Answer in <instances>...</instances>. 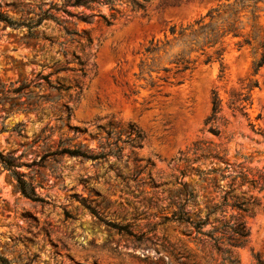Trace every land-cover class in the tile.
<instances>
[{
	"label": "rangeland",
	"instance_id": "1",
	"mask_svg": "<svg viewBox=\"0 0 264 264\" xmlns=\"http://www.w3.org/2000/svg\"><path fill=\"white\" fill-rule=\"evenodd\" d=\"M64 2L0 0V12L16 21L37 18L41 10L57 5L60 10L53 13L59 21L45 20L33 31L41 38L66 42L65 29L83 35L67 43L64 57L57 44L29 38L26 28L0 22V89L17 87L24 80L37 83V75L52 72L56 61L76 68V74L63 72L53 76L52 83L78 86L54 105L63 108L68 102L69 122L50 103L35 112L11 107L10 101L0 104V151L20 159L24 166L19 172L46 201L24 197L0 164V254L11 264H219L221 257L208 239L184 224L164 222L177 209L180 183H187L197 195L196 205L188 207L192 216L202 210L204 217L207 200L218 201L221 192L202 183L194 170L213 169L218 175L209 174L208 180H218L222 193L233 190L232 196L252 197L261 204L241 219L250 229L248 245L230 248L224 242L223 247L239 264H257L256 257L264 264V191L251 184L264 175V66L257 73L253 66L262 53L264 12L256 22L248 20L240 37L225 39L222 66L215 55L205 64V57L194 53L191 59L196 62L186 73L161 71L149 77L146 70L151 65L174 69L168 56L152 63L144 54L149 43L165 40L174 25L185 26L206 15L219 0H150L146 12H133L127 0H119L122 14L110 27L98 16L90 23L76 18L98 13L110 18L114 13L107 6L90 11L63 7ZM87 36L91 46L84 44ZM245 39L250 45L243 44ZM79 59L85 62V78L77 73ZM255 82L245 117L230 100L246 94ZM213 92L222 100V110L207 123ZM109 125L118 131L135 126L144 136L141 148L124 145L119 159L108 156L100 161L54 154L59 142L67 139L72 148L82 144L94 154L102 148L107 151ZM211 126L218 136L209 131ZM196 145L211 153L194 154ZM148 160L153 167L139 177L141 181L122 182ZM238 215L227 207L218 219L233 223L232 217ZM111 224L129 225L143 239L137 241Z\"/></svg>",
	"mask_w": 264,
	"mask_h": 264
},
{
	"label": "trees",
	"instance_id": "2",
	"mask_svg": "<svg viewBox=\"0 0 264 264\" xmlns=\"http://www.w3.org/2000/svg\"><path fill=\"white\" fill-rule=\"evenodd\" d=\"M130 4L131 11L133 12H146L150 0H127ZM264 0H219V4L209 10L206 15L196 19L190 24L185 26H172L170 27L168 33L165 35V40L163 41H151L149 45L145 48L144 54L151 57L152 63L155 61H160L161 55L165 57L168 56L169 64L174 66V69L167 67L159 68L158 66L151 65L147 68L146 73L151 77L152 73H170L174 71V75L184 74L191 69L196 61L191 59V55L194 53H200L201 57H205L204 63L210 64L213 60V55L216 56V61H223V55L225 48V39L228 37L238 38L241 36V31L244 30L248 20L253 23L259 20L260 12H264ZM101 6H107L111 12L114 13L110 18L105 15L98 13L97 15H81L76 14V18L84 23H90V20L94 16H98L102 19L105 26L110 27L113 24V20L120 15L121 10L118 9L119 0H65L63 7H76L84 8L90 11H94L96 8ZM60 8L57 5H51L49 9L45 11H40V13L35 15L37 18H30L24 21H16L9 16L0 12V22L7 26L15 29L26 28L28 30V37L32 39H43L49 44H57L60 47V54L64 57L67 56L65 51V46L68 42L74 41L75 37L82 38L83 35L77 31H70L65 29L66 37L69 39L66 42L57 43L51 38L40 37L39 34H34V30L38 29L45 20L59 21L53 12H58ZM70 16L69 12L65 10ZM247 19V20H245ZM251 40L245 39L243 44L250 45ZM85 46H91L92 39L87 36L85 39ZM237 46L240 48L242 43H238ZM259 49H262L260 58L254 63V73L264 66V43H260ZM176 50H178L176 52ZM213 50V53L209 52ZM68 64V62H66ZM79 69L77 73L80 77L85 78L87 72L85 71V62L79 59ZM146 65L145 62L141 63V68ZM54 70L47 75L39 73L37 75V83L35 81L27 82L22 81L20 85L14 87L11 85L8 89L2 86L0 89V104L2 102L10 101L13 105H18L23 107L24 112H35L43 104H51V108L57 110L58 112L65 114L62 115V119L70 121L71 119V108L68 106V102L65 103L63 108H58L56 105L59 101L63 99V94H67L72 90H76L78 86H64L52 83L51 78L53 76H58L63 72H71L76 74V68H68L61 61H56L53 63ZM223 67L221 73L223 72ZM151 80V79H150ZM166 82V78H159ZM42 81V82H41ZM44 83V84H43ZM150 85L153 87L154 84L150 81ZM258 84L255 82L250 85V88L246 94H239L238 96H232L230 104L235 106L234 109L240 111L243 116L247 117L246 107L252 105L250 92ZM43 90L44 93L39 95L35 91ZM77 96L81 93L79 88ZM52 93H56V96H52ZM239 97V98H236ZM25 99V100H23ZM72 97L69 98L71 100ZM20 100V102H15ZM15 103V104H13ZM21 110V108H19ZM222 110V100L220 99L218 93L213 92L212 96V115L208 119L207 123L215 121L217 114ZM76 130V134L79 131ZM4 131V130H2ZM212 134L218 136L219 131L211 126L209 130ZM125 136V140L122 139ZM144 140L143 134L133 125H129L126 129L117 130V127L109 125V129L106 131L105 146L102 148L100 153L94 154L92 149L85 148L82 144H76L75 148L70 146L71 139L61 140L58 144V149L54 153L55 155H68L70 157L80 158L82 160L100 161L106 160L108 156H113L119 159L121 156V151L124 145H129L133 149L141 148L142 142ZM122 144V146H120ZM201 152V156L205 153H211L209 148L203 149L199 145H196L195 153ZM19 158L14 156H4L0 151V164L4 170L8 171L11 177L16 183L18 191L26 198L40 203H46L45 199L39 196L36 192L35 186L26 180V175L20 173L19 170L24 166V164L19 162ZM140 162L142 160H136ZM196 161V160H195ZM153 164L150 160L143 166H137L133 177L131 178H121L122 182L127 184L132 182H138L139 177L149 168H152ZM194 172L198 175L202 183H207L212 185L215 190L221 192V196L218 201L207 200L206 212L204 217H201L203 213L202 210L195 213L192 216V211L188 210L189 206L196 205L197 195L194 193V189L190 187L187 183H180L182 186V192L178 195L177 209L172 212L170 218H165L164 222H174L178 224H184L192 228L198 235H201L208 239L215 248L218 255L221 257L219 264H239L238 259L232 254L231 250L224 248V242L230 248H244L249 243L250 229L247 227L246 222L241 220L244 216H251L254 209L259 207L261 204L257 199L250 197L248 200L238 199L232 196L233 190L226 191L222 193V189L218 184V180L211 178L208 180L209 174L218 175V172L210 170H200L196 169ZM209 182H208V181ZM253 188L259 187V192L264 191V175H258L255 179L251 181ZM231 188V187H230ZM183 197V198H182ZM230 207L233 210L239 212L238 217H232L233 223L222 222L218 219V215H223L225 208ZM93 213L94 210H92ZM211 218H214V222H211ZM219 222L217 227L213 224ZM114 229H117L120 233H125L128 236L135 238L137 241H141L144 235L135 234L129 225L121 226L117 224H111ZM211 226L210 229L207 227ZM257 264H262L258 257H256ZM0 264H11L10 261L0 254Z\"/></svg>",
	"mask_w": 264,
	"mask_h": 264
}]
</instances>
